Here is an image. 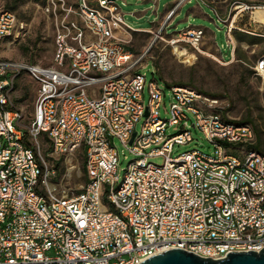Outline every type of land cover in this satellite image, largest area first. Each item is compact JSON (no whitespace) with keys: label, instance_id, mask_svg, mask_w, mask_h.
<instances>
[{"label":"built area","instance_id":"built-area-1","mask_svg":"<svg viewBox=\"0 0 264 264\" xmlns=\"http://www.w3.org/2000/svg\"><path fill=\"white\" fill-rule=\"evenodd\" d=\"M43 10L54 24L48 66L3 56L27 23L0 8V264H139L168 248L216 259L264 248V150L251 147L254 125L227 116L221 97L159 79L149 81L145 104L147 51L126 44L142 28L116 0H45ZM176 33L181 55L185 45L203 51L202 26ZM253 68L264 82V50ZM24 70L38 84L29 121L13 98ZM190 114L214 150L174 156L194 139ZM114 138L134 155L123 173ZM79 150L87 179L71 194L64 157Z\"/></svg>","mask_w":264,"mask_h":264},{"label":"rangeland","instance_id":"rangeland-1","mask_svg":"<svg viewBox=\"0 0 264 264\" xmlns=\"http://www.w3.org/2000/svg\"><path fill=\"white\" fill-rule=\"evenodd\" d=\"M177 1L116 0L125 21L142 28L133 31L126 44L137 55L147 51L145 60L139 65H144L140 70L147 77L145 104L150 96L148 83L151 79L182 82L208 90L221 97L226 105L227 116L234 120L251 121L255 125L264 147V82L254 73L253 68L264 50V37L260 35L264 32V24L256 13L259 6H264V0H187L173 11ZM44 3L45 0H0V8L15 11L27 23L25 34L3 45L4 57L44 66L54 64V24L43 10ZM190 25L205 29L201 44L203 51L185 45L188 53L183 56L171 40L176 37L177 31ZM229 27L232 28L231 32ZM230 39L235 44L234 56ZM179 46L182 49L184 44L180 43ZM191 54L192 58L189 57ZM15 82V104L23 109L25 120L29 121L35 110L38 84L26 70L16 77ZM170 91L167 88V108L171 102ZM161 115L164 118L170 117L164 104ZM190 117L194 139L177 146L173 151L174 156L193 148H200L206 153L214 150V145L203 132L193 126L194 116L190 114ZM144 119L141 117L137 122L138 130H141ZM179 130L180 125L175 124L168 128V133L173 134ZM114 142L120 153L123 173L134 155L120 139L114 138ZM43 144L45 148L48 146L47 142ZM260 150L264 149L260 147ZM83 156V151L79 150L64 157L65 163L72 159L70 167H73V172L64 181L71 194L80 191L86 182ZM149 160L161 164L164 157L153 156ZM65 165L61 167L62 172H65Z\"/></svg>","mask_w":264,"mask_h":264},{"label":"water","instance_id":"water-1","mask_svg":"<svg viewBox=\"0 0 264 264\" xmlns=\"http://www.w3.org/2000/svg\"><path fill=\"white\" fill-rule=\"evenodd\" d=\"M148 112H146V115ZM136 132H134L135 136ZM133 138L131 139L132 142ZM139 264H264V248L260 251H231L226 257H204L183 248H168Z\"/></svg>","mask_w":264,"mask_h":264},{"label":"trees","instance_id":"trees-1","mask_svg":"<svg viewBox=\"0 0 264 264\" xmlns=\"http://www.w3.org/2000/svg\"><path fill=\"white\" fill-rule=\"evenodd\" d=\"M158 71H159V69H157ZM160 77H161V75H160ZM162 79V78H161ZM162 81H163V83L167 86V87H171V86H174V85H183V86H189V87H193V88H196V89H198V90H200V91H202V92H204V93H207V94H209V95H211V96H217V97H220L219 95H217L216 93H212V92H210V91H208V90H204V89H201V88H199V87H196V86H192V85H189V84H186V83H182V82H173V83H169V82H167V81H164L163 79H162ZM241 121H245V120H241ZM246 122H251V121H246ZM252 123V122H251ZM253 124V123H252ZM254 125V124H253ZM254 127H255V125H254ZM255 129H256V127H255ZM256 133H257V140H256V142L254 143V144H252L251 145V147H253V148H256L257 150H260V147H262L263 149H264V147H263V145H262V141H261V139H260V136H258V132H257V129H256ZM84 169H85V173H86V168H85V165H84ZM86 179H87V175H86Z\"/></svg>","mask_w":264,"mask_h":264},{"label":"bare ground","instance_id":"bare-ground-1","mask_svg":"<svg viewBox=\"0 0 264 264\" xmlns=\"http://www.w3.org/2000/svg\"><path fill=\"white\" fill-rule=\"evenodd\" d=\"M256 13H258L259 17L264 21V6L258 7ZM185 53V50L181 51L180 54ZM189 57H193V54H191Z\"/></svg>","mask_w":264,"mask_h":264},{"label":"crops","instance_id":"crops-1","mask_svg":"<svg viewBox=\"0 0 264 264\" xmlns=\"http://www.w3.org/2000/svg\"><path fill=\"white\" fill-rule=\"evenodd\" d=\"M234 52H235V47H233V56H234Z\"/></svg>","mask_w":264,"mask_h":264}]
</instances>
